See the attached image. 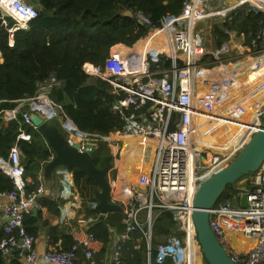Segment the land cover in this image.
I'll use <instances>...</instances> for the list:
<instances>
[{
  "label": "built area",
  "instance_id": "1",
  "mask_svg": "<svg viewBox=\"0 0 264 264\" xmlns=\"http://www.w3.org/2000/svg\"><path fill=\"white\" fill-rule=\"evenodd\" d=\"M26 1L0 0V26L6 31L9 46L14 44V34L27 30L30 21L37 16L36 7ZM209 3L210 0H183L181 12L177 15L165 14L156 27L151 26L152 22L142 12L134 15L137 25L164 31L169 40V54L149 50L140 64V58L134 54L119 56V53H114L105 59L103 65L86 62L81 66L85 75L107 82L112 86V94L119 97L114 101L112 111L122 120V128L115 133L154 142L147 174L139 175L137 181H123L119 177L108 179L107 176L109 202L119 206L124 224L123 230L110 241V264H126L122 257L123 243L130 239L132 233L142 231L144 226L142 232L147 244L143 264H151L152 261L162 264L166 259L172 264H193L194 255H200L191 219L195 192L205 179L228 164L230 156L240 151L264 118V103H261L249 120L244 119L248 107H255L264 97V0H232L226 9L233 10V15L241 11L244 14L253 12L263 15L248 43L238 47L237 52L245 53V56L237 59L236 55H228L226 59L236 58L230 63H225V59L220 58L216 51L208 50L201 31L196 29L202 19L226 11L211 13ZM233 15L229 17V22ZM221 48L222 53L227 52L225 45ZM131 60L136 63L132 64ZM162 61L169 63L168 68L150 69ZM242 65L245 66L243 73ZM250 72L254 78L251 83L245 82ZM261 76L262 79L258 80ZM143 77L147 80L143 81ZM61 84L62 80L54 76L38 83L32 96L16 101L14 108L0 113V129L10 121L18 122L20 115L17 140L28 141L30 134L23 125L37 130L31 119L35 114L47 123L56 125L69 145H78L79 152L92 151L94 155L101 143L108 142V135L83 131L74 124L63 107L50 96L51 91ZM250 85L255 88L252 92ZM198 87L204 90L203 93L198 91ZM257 93L261 94L259 100L244 105ZM219 107L222 108L220 114L217 113ZM196 117L222 119L235 124L240 134L229 154L207 149L210 153L205 160L202 150L192 147ZM22 157L16 144L10 148L7 158L0 157V171L13 184L11 190L0 191V217L4 221L0 255L13 256L18 264H36L39 261L76 264L77 253L81 250L92 263L94 237L88 227L95 218L75 216L83 206L84 199L75 186L71 170L56 167L52 172L56 177V186L48 188L44 165L41 164L42 168L35 176V188L28 193ZM247 175L237 182L238 192L233 198L227 197L214 204L210 210L209 224L234 264H264V158L258 168ZM44 193L63 201L64 204L60 205V223L67 225L71 244L67 249L48 248L39 255L34 246L35 238L26 231L23 220L31 209H37L38 197ZM243 195L246 196L245 207L240 204ZM89 204L96 209L97 202ZM156 208L170 211L183 235L166 237L153 248L154 256L151 258V220ZM73 221L77 226L72 225ZM80 229H87L88 232ZM229 230H239L242 236L253 239L254 243L245 252L236 251L230 245ZM80 233L83 236H79Z\"/></svg>",
  "mask_w": 264,
  "mask_h": 264
},
{
  "label": "trees",
  "instance_id": "2",
  "mask_svg": "<svg viewBox=\"0 0 264 264\" xmlns=\"http://www.w3.org/2000/svg\"><path fill=\"white\" fill-rule=\"evenodd\" d=\"M27 1L36 7L37 16L30 21L27 30L14 34L13 46L8 45L6 31L0 26V113L14 108L16 101L32 96L38 83L54 76L57 80H62V84L54 88L50 96L63 107L80 130L102 136L119 131L122 128V120L112 111V105L118 98L112 94V86L101 79L85 75L81 66L86 62L103 65L112 46L123 44L131 47L144 36L148 27L135 23L134 15L137 12L145 14L152 22L151 26L156 27L158 20L165 14H179L183 0ZM127 11L131 12L130 16L125 15ZM262 19V14H244V11H241L233 15L223 28L247 31L248 43ZM234 21H237L235 27L232 26ZM226 36L219 33L222 39ZM162 63V69L168 68V62ZM17 120H21L20 115ZM18 122L10 121L7 126L1 127L0 157L7 158L10 148L17 145L23 155V175L32 178L31 186H25L29 193L35 188V176L41 170V164L45 165L53 154L41 134L28 126L23 125L25 131L30 134V140H17ZM58 131L62 133L59 129ZM107 157L112 163L110 150L103 142L93 155L94 165L102 167ZM46 179L56 182L53 174ZM73 180L84 199L85 216L95 218V221L89 224L88 231L94 237L93 245L99 247L96 257L102 256L110 245L111 234L123 230L122 211L119 209L102 215L98 210L92 209L89 203L97 202L94 194L97 184L86 178L83 173L73 175ZM12 188L11 179L0 171V191H9ZM235 190L234 183L227 185L216 203L232 196L228 191ZM38 202L40 210L54 214H59L58 206L63 203L61 199L46 195H41ZM142 217L144 219L145 214ZM33 220L35 217L30 213L23 220V225L30 234H33V230L28 226ZM144 230L145 226L142 227V231ZM142 231L132 233L130 239L123 243L122 257L126 264L145 262L147 240ZM169 235L180 237L183 234L178 230L170 211L154 209L151 220V258L159 238L165 239ZM64 239L67 249L71 244L70 242L68 246L70 236L65 235ZM151 264L156 263L152 261ZM162 264L172 263L166 259Z\"/></svg>",
  "mask_w": 264,
  "mask_h": 264
},
{
  "label": "water",
  "instance_id": "3",
  "mask_svg": "<svg viewBox=\"0 0 264 264\" xmlns=\"http://www.w3.org/2000/svg\"><path fill=\"white\" fill-rule=\"evenodd\" d=\"M125 15L130 16L127 11ZM154 29V28H150ZM132 64L136 62L131 60ZM34 126L41 134L48 147L52 150V158L44 165L43 172L46 178L52 175L56 167L63 166L71 170L72 175L83 173L86 178L97 184L95 198L96 209L102 215H107L119 210V206L109 202L110 186L107 173L112 168L109 158H105L102 167L98 168L93 163V152H79L78 145H69L58 129L33 114L31 116ZM264 158V118L248 140L242 145L236 157L216 173L205 179L195 192L192 201L191 219L196 233V239L201 254L207 264H234L226 251L216 239L210 228V210L219 200L227 185L235 184L242 175L254 172ZM241 206H246V196L240 201ZM37 209H32L35 215Z\"/></svg>",
  "mask_w": 264,
  "mask_h": 264
},
{
  "label": "crops",
  "instance_id": "4",
  "mask_svg": "<svg viewBox=\"0 0 264 264\" xmlns=\"http://www.w3.org/2000/svg\"><path fill=\"white\" fill-rule=\"evenodd\" d=\"M150 28L151 27H148L146 34L142 36L138 41H136L131 47H126L123 44H116L112 46L109 55L114 53H119V56H128L130 54H134L136 55V57L140 58L141 64L142 60L144 59L146 53L149 50L155 49L159 52L169 54L170 51L167 47L169 43L168 36L164 33V31H160L155 28ZM238 45L240 44L236 43L234 47L236 48ZM229 53L230 51H228V53L226 54ZM160 64L162 65L163 63H156L150 69L160 67ZM142 80L146 81L147 78L143 77ZM198 91L202 93L199 87ZM107 137L108 142H106V145L110 150V155L113 160V166L108 174V179L119 177V180H121L122 178L125 180H133L136 177L138 178L139 175L147 174L149 172L154 149V142L152 140H142L138 137H133L115 132L109 133ZM25 178L27 179L26 184L28 186H31L32 178L28 176ZM45 183L48 188H54L56 186V182L54 183L52 180L46 179V177ZM43 195L51 197L47 193H44ZM40 198L41 196L38 197V199ZM40 207V204H38L37 213L35 215L32 214L31 209L30 214L32 215V217H35V220H33L28 226L33 230V234H31L35 238L34 246L36 251L39 253V255H42L46 249L51 247L65 249L66 240L64 239V236L69 235L70 233L68 232L67 225L60 223L61 206H58L59 214H54L50 212L48 213L44 209L40 210ZM85 212L86 209H84V207L82 206L81 209L75 213V216L77 218L86 217ZM46 220L48 222H46ZM3 223L4 221L2 217H0V237L3 234ZM72 225L77 226L75 221L72 222ZM80 230L88 232L87 229ZM227 234L231 247H233L238 252L247 251L249 247L254 243L253 239H247L242 236L239 230H229ZM115 235L116 234H111L110 239L112 240ZM69 236L70 239L68 240V246L71 242V234ZM79 236H83V233H80ZM92 249V263H90V261L85 257L83 251L80 250V254L77 253L76 264H110V257L112 251L111 245H109L107 249H105L106 251L104 252V254L99 257H96V252L99 247H96L92 244ZM196 263L197 260H195V264ZM0 264H18V261L13 256L3 257L0 255ZM36 264L50 263H44L42 261H39Z\"/></svg>",
  "mask_w": 264,
  "mask_h": 264
},
{
  "label": "rangeland",
  "instance_id": "5",
  "mask_svg": "<svg viewBox=\"0 0 264 264\" xmlns=\"http://www.w3.org/2000/svg\"><path fill=\"white\" fill-rule=\"evenodd\" d=\"M26 1V0H25ZM27 2V1H26ZM231 3V0H210V3L209 5H211V8H210V12L211 13H215V12H220V11H223V10H226L229 6H230ZM233 15V10L232 11H225L224 13H219L217 15L214 14V16L212 17H209V18H206V19H202L201 21H199L196 25V29L197 30H200L202 32V35H203V38H204V46L208 49V50H212V51H216L217 54H219L218 56L222 59H225L224 62L225 63H230V62H234L237 59H241L245 56V53H238L237 51H239L238 47L239 46H244L246 45V33L247 31H243L242 29L240 30H235V29H224V24L227 22L229 23V17H231ZM237 21H234L232 23V26L235 27ZM219 33H222L224 35H227L226 37H224L223 39L221 37H219ZM236 43H239L240 45H238L236 48L234 47L236 45ZM225 45L226 48H227V52L230 51L229 54H226V53H222V46ZM228 55H231V56H235L236 55V58L233 57V58H230L229 59H226ZM244 65H242V73L244 71ZM235 94H233L232 96H234ZM222 108L219 107L217 109V113L220 114V111ZM248 111V110H247ZM247 117V113H246V116L244 119H246ZM201 120H203L202 118H200ZM205 120V123H207L209 126H215L218 122L215 120V121H210V120ZM196 124V123H195ZM238 139H239V136H238ZM238 139L236 141V143L238 142ZM191 143H193L192 147H196V148H201L202 152H203V158L205 160H207V156L206 155H209L210 151H216V152H221V153H224V154H229L232 150L233 147H230L228 149H223L222 151L220 150H214L213 148H211L210 146H207L206 144H204V141L203 139H200L198 138V136L193 135L192 139H191ZM235 143V144H236ZM235 144L233 146H235ZM207 149H209L210 151H208ZM239 152H235L234 154H232L230 156V159H229V162H231L235 157L236 155L238 154ZM228 162V164H229ZM109 174V172H108ZM107 174V176H108ZM248 175H245L244 177H246ZM242 177V178H244ZM241 180V178L239 179ZM239 180L237 182H239ZM237 182L235 183V186H237ZM238 191H228V194L229 195H232L230 196L231 198H233L236 194H237ZM165 239L163 238H159L158 240V243H161L163 242ZM157 243V244H158ZM156 244V245H157ZM200 248V247H199ZM200 252V255H196V260H197V263L196 264H207L204 259H203V256L201 254V251Z\"/></svg>",
  "mask_w": 264,
  "mask_h": 264
},
{
  "label": "bare ground",
  "instance_id": "6",
  "mask_svg": "<svg viewBox=\"0 0 264 264\" xmlns=\"http://www.w3.org/2000/svg\"><path fill=\"white\" fill-rule=\"evenodd\" d=\"M262 77L263 76L258 77V80H261ZM252 78H254V74L250 72L245 82L249 81L251 83ZM252 87H253L252 85L249 86V88H251V92L255 90V88H252ZM199 88L201 92L203 93L204 90L201 87ZM259 93H257L256 95H252L250 100L244 102V105L247 106L248 102L259 100L261 96V94ZM261 103H264V97L261 99L260 103L257 104L255 107H252L251 109H249L248 107L247 117L245 120H249L252 117V114L255 112V110L259 107ZM200 118H202L203 120H201ZM210 121H215V120H210ZM216 121L218 123L215 126H209L207 123H205V120L203 117H196L194 119V124H193L195 135L198 136V138L203 139L204 144H206L207 146H210L214 150L222 151L223 149H228L230 147H233V145L236 143L238 136L240 134L238 129L234 127L235 124L227 123V121L222 120V119H216ZM191 144L193 145V143ZM197 149H201V148H197ZM213 152H216V151H213ZM135 179L137 181L138 178L136 177ZM121 180L124 181L125 179L122 178ZM195 260H196V254L193 257V264H195Z\"/></svg>",
  "mask_w": 264,
  "mask_h": 264
}]
</instances>
